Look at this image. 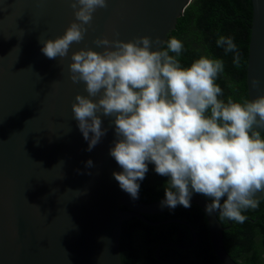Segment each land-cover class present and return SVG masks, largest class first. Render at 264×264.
<instances>
[{
  "label": "water",
  "instance_id": "obj_1",
  "mask_svg": "<svg viewBox=\"0 0 264 264\" xmlns=\"http://www.w3.org/2000/svg\"><path fill=\"white\" fill-rule=\"evenodd\" d=\"M250 1L249 101L264 96V0ZM190 2L108 0L106 8L93 12L84 39L70 46L67 57L48 59L40 38L64 34L75 20L71 0H0V264H122L121 227L133 217L149 225L187 226L190 244L165 242L154 255L161 262L190 264L161 258L159 251L164 246L190 249L196 242L194 227L179 218L147 219L169 209L162 204L165 197L139 202L115 180L113 173L122 168L110 155L118 139L114 117L98 113L107 132L87 150L72 111L75 96L87 92L83 82L73 83L69 70L73 52L104 51L95 43L101 37L129 41L158 36L161 44L152 49L162 48ZM89 159L91 167L86 166ZM191 202L205 215L220 263L239 264L224 247L228 227L216 212L206 211L210 201L193 192Z\"/></svg>",
  "mask_w": 264,
  "mask_h": 264
},
{
  "label": "clouds",
  "instance_id": "obj_2",
  "mask_svg": "<svg viewBox=\"0 0 264 264\" xmlns=\"http://www.w3.org/2000/svg\"><path fill=\"white\" fill-rule=\"evenodd\" d=\"M71 4L75 20L64 34L40 38L41 52L48 59L67 57L70 46L84 39L93 12L106 8L108 0ZM95 43L104 51L81 48L72 53L69 64L71 80L83 82L87 92L78 93L72 104L87 150L107 132L98 113L114 117L118 139L110 155L122 168L113 175L123 191L138 199L139 181L152 163L158 175L169 178L164 206L189 208L195 192L210 199L209 214L219 212L243 223L242 212L255 209L256 194L264 191V138L258 130L264 129V96L225 103L216 83L223 61L201 56L182 67L176 57L183 44L175 37L166 41V50L152 49L161 44L158 36L129 41L101 37ZM216 43L226 54L235 52L233 62L239 66L233 38L221 36ZM252 85L259 87L260 81L253 79ZM92 164L91 159L86 161V166Z\"/></svg>",
  "mask_w": 264,
  "mask_h": 264
},
{
  "label": "trees",
  "instance_id": "obj_3",
  "mask_svg": "<svg viewBox=\"0 0 264 264\" xmlns=\"http://www.w3.org/2000/svg\"><path fill=\"white\" fill-rule=\"evenodd\" d=\"M250 20V0H191L178 18L175 29L167 36V40L175 37L183 44L180 55L176 57L182 67L190 66L201 56L223 61L224 71L218 74L216 83L222 89L219 99L225 103L229 99L240 103L249 101L246 66ZM221 36L233 38L240 55L239 66L233 62L235 52L226 54L223 47L217 46ZM166 48L165 43L162 49ZM169 54L176 56L175 53ZM258 130L264 138V129ZM168 179L158 175L154 164L149 163L145 178L139 181V198L136 200L147 203L165 197ZM255 198L259 201L258 206L242 212L246 216L243 223L230 219L228 222V218L217 212L222 225L228 227L223 231L224 247L239 264H264V191L258 192ZM146 218L153 221L179 218L194 227L196 242L190 249L164 246L159 251L161 258L188 261L190 264H221L209 240L205 215L196 204L191 202L189 208L178 205L161 214L146 215ZM191 240L189 228L182 223L149 225L133 217L122 223L121 261L122 264H180L161 262L154 251L165 242L188 245Z\"/></svg>",
  "mask_w": 264,
  "mask_h": 264
},
{
  "label": "flooded vegetation",
  "instance_id": "obj_4",
  "mask_svg": "<svg viewBox=\"0 0 264 264\" xmlns=\"http://www.w3.org/2000/svg\"><path fill=\"white\" fill-rule=\"evenodd\" d=\"M186 262H188V261H186Z\"/></svg>",
  "mask_w": 264,
  "mask_h": 264
}]
</instances>
